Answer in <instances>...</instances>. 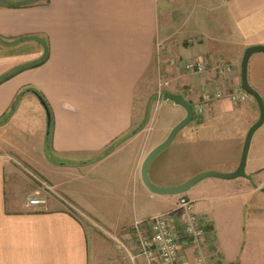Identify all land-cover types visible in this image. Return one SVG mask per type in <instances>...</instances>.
I'll use <instances>...</instances> for the list:
<instances>
[{
  "label": "crops",
  "instance_id": "crops-1",
  "mask_svg": "<svg viewBox=\"0 0 264 264\" xmlns=\"http://www.w3.org/2000/svg\"><path fill=\"white\" fill-rule=\"evenodd\" d=\"M179 20H191L202 29L182 40ZM256 44L264 46V0L0 4V79L23 68L0 83V120L7 117L0 125V264H143L144 259L136 257L132 224L167 213L178 236L177 264H264V192L244 178H207L196 184L183 195L193 203L205 231L200 246H195L184 237L176 211L182 196L153 194L140 178L150 150L166 139L186 111L153 147L145 142L143 129L134 126L136 93L153 59L168 57L169 63H177L175 68L167 66L176 73L175 88L169 92L182 94L195 107L206 93L243 89L242 56ZM182 46L208 62L206 73L185 72ZM220 66L231 69L222 74L217 71ZM248 69V82L264 101V53L252 55ZM27 88L38 91L51 109L49 144L40 116L43 105L36 95L24 93L10 115ZM227 104L231 114L224 109ZM30 106L39 120L38 158L10 141L11 130L23 128ZM232 106L227 98L213 100L202 116H194L151 163V180L161 187H176L203 172H234L260 110L251 95ZM258 130L249 146L246 170L264 188V132ZM199 140L206 145L197 154ZM213 140L222 161L215 164L206 158L204 166L199 156L216 152L210 149ZM31 163L46 170L42 176L52 180L46 184L51 192L24 181V168H31ZM100 179L111 184L99 187ZM31 196L46 203L28 207ZM148 228L146 223L145 231Z\"/></svg>",
  "mask_w": 264,
  "mask_h": 264
},
{
  "label": "rangeland",
  "instance_id": "rangeland-1",
  "mask_svg": "<svg viewBox=\"0 0 264 264\" xmlns=\"http://www.w3.org/2000/svg\"><path fill=\"white\" fill-rule=\"evenodd\" d=\"M160 8H161V14L164 15L162 6ZM172 12L174 13V11ZM190 23H192L191 20L190 22L187 20L185 21L179 20L177 22V25H178L177 30L179 29L181 31L179 33H180V37L182 38V40L191 39L192 37H194L192 36L193 31H199L198 29H202L201 27L197 28L196 25L190 24ZM180 51H182L181 59H183V62H185L184 66L188 62L200 59V58H195L194 56H192L191 52L187 53L188 51L186 50L184 46L180 48ZM183 52L185 54H183ZM167 58L168 57H166L165 59L160 56L159 59L158 58L153 59L154 61L152 62L153 64L151 67V71L149 72V75L146 76V78L143 80V83L141 84V86H138L139 88L136 93V99H135L136 102H135V110H134L136 125L134 126L137 128L140 127L141 129H143V131L145 132L144 133L145 142H149L150 147H153V145L158 143L163 137L167 135L172 125H174L173 123H175V121L179 119L183 113L182 107L175 106L172 102H165L162 99L166 91H171L172 89L174 90L175 88L174 84L176 81V73H173L172 71L169 72L167 70V66L169 64L171 66L170 68H173L174 66H177V63L171 64V61L169 63V60ZM209 93L213 95V94H216L217 91L209 92ZM226 106H225L226 108L224 109L227 112V114H229L231 111V109H229L230 105L227 104ZM238 106L233 104L232 107H238ZM211 109L212 107L209 110ZM211 113L212 111L207 112V114H211ZM37 116L38 114L35 112L34 109H32V106L26 109L25 116H24L25 117L24 123L21 125V127L23 128L18 127L16 131L11 130L12 132L10 133V135H13V136H10L11 137L10 141L15 143L19 147L18 149L23 150L24 152H26V154L38 158L40 156V153L37 149L38 148L37 145L39 144V141L41 140L39 139L40 134L38 133V130H37L38 124H39V120L37 119ZM40 116L43 120L42 123L44 127L46 126L45 129H46V135H47L48 118H47L45 110H43V107H42V115ZM212 132H215V128L213 125H212ZM261 132H264V127H262L260 131L258 130L259 134ZM214 141L215 140H213V142ZM205 145H206L205 141L199 140L196 146L197 154H199V152L202 153V150L205 148ZM210 146H209L210 149L213 148V152L216 151L215 153H213L212 155L213 157L211 156V154L209 155L210 157L209 156L202 157L201 155L199 156L198 162L204 160L202 163L200 162L204 166L205 164H207V162H209V160L211 161L210 163H215V164L218 163L219 159H220L219 161H222L221 157L223 156V154L218 153L217 151L218 149H216L217 147H219L217 142L216 143L214 142V144H211ZM209 153L211 152L208 151V154ZM206 158L208 161L206 160ZM31 165H32L31 168L29 166H28L29 168H26V166L24 168L25 169L24 172L26 174V176H24V181L27 182L28 184H30L33 181L35 182V184L38 185L39 188L41 187L42 189L48 192H51L47 188L49 186H47L46 184L49 185V183H51L52 180L50 182L48 181V178L46 177V175L42 176V174L47 173L46 170L45 171L41 170L40 167L35 166L33 163H31ZM37 172L41 173L42 177L40 176L38 177L37 175H40V174H38ZM34 174H36V178L38 177L40 180L41 179L43 180H41V182L40 180L38 181L35 178ZM31 177H34V178L32 179ZM80 182L78 181L76 183L80 184ZM77 184H73L72 186H78ZM99 184H100L99 187H103V186L108 187V184L110 185L111 182L109 180L102 181L100 179ZM20 195H23V197L26 195L25 187L24 189L22 187ZM81 219H84V217L81 216ZM85 220L87 221L88 219H84V221Z\"/></svg>",
  "mask_w": 264,
  "mask_h": 264
},
{
  "label": "built area",
  "instance_id": "built-area-1",
  "mask_svg": "<svg viewBox=\"0 0 264 264\" xmlns=\"http://www.w3.org/2000/svg\"><path fill=\"white\" fill-rule=\"evenodd\" d=\"M184 67L185 72L202 75L207 72L209 65L205 59L200 58L186 63ZM229 69L231 67L220 66L217 71L223 74ZM202 97L201 104L193 107L195 116H202L213 100L227 98L232 104L238 105L245 102L249 95L239 88L229 94L219 91L213 95L206 93ZM47 188L51 190V188ZM181 196L176 211H179L183 235L187 241L199 247L205 234L204 228L195 213L193 203L183 195ZM45 203L44 199L32 196L28 198V207H42ZM170 215L169 213L160 214L147 220H135L132 224L131 230L134 232L135 243L138 246L136 257H142L144 259L143 264H177L178 236L173 231ZM146 223L149 225L148 231L144 229ZM199 262L204 263V259L200 257Z\"/></svg>",
  "mask_w": 264,
  "mask_h": 264
},
{
  "label": "water",
  "instance_id": "water-1",
  "mask_svg": "<svg viewBox=\"0 0 264 264\" xmlns=\"http://www.w3.org/2000/svg\"><path fill=\"white\" fill-rule=\"evenodd\" d=\"M257 53H264V46L263 45H257L256 46H250L245 50L242 64H241V84L242 88L245 92H247L249 95H251L257 102L258 108L260 110V117L259 120L249 129L244 147L242 150L241 159H239L240 163L237 167V169L234 172L230 173H222V172H216V171H207L200 174H197L190 180H188L186 183L176 186V187H161L156 185L150 176V167L151 163L165 150H167L173 141L175 140V136H177L186 126L189 125L194 120V111L193 106L184 98L182 94H175L169 91H166L163 95V100L165 102H172L175 106L182 107L184 111H186V116L182 121L177 123L176 126L169 132L166 139L161 142L159 145H157L155 148L150 150L149 154L146 156L142 168H141V179L144 184V186L149 190L151 193L161 196H179L186 194L191 188H193L196 184H198L200 181L207 179V178H218L223 180H234L238 178H244L248 180L256 189H259L260 191L264 192L263 187L257 186V184L254 181V174L248 173L247 168V161H248V155L250 151L251 142L254 136V133L264 124V101L259 95V92L254 89L249 81L248 73H249V62L252 57V55ZM39 99V98H38ZM40 103L43 105V107L46 110L47 118H48V125L50 124L49 119V113L47 110L46 105L43 103L41 99Z\"/></svg>",
  "mask_w": 264,
  "mask_h": 264
},
{
  "label": "trees",
  "instance_id": "trees-1",
  "mask_svg": "<svg viewBox=\"0 0 264 264\" xmlns=\"http://www.w3.org/2000/svg\"><path fill=\"white\" fill-rule=\"evenodd\" d=\"M33 3V0H0V4L3 5V6H9V7H22V6H27L29 4ZM43 63V61L41 62ZM37 66L41 65L40 63L36 64ZM23 69V68H22ZM22 69H18L14 72L11 73V75L9 74L8 76L4 77V78H1L0 79V83L7 80L8 78H11L13 75H15L16 73H18L19 71H21ZM26 92H30V93H33L34 95H36L39 99H41L43 101V103L46 105L47 107V110H48V113H49V119H50V124L48 125L47 127V135H46V139H47V144L50 143L51 141V136H52V113H51V109L49 107V104L47 103L46 99L38 92V91H35V89L33 88H27L26 90H23L19 95H18V98L16 100V102L14 103V106L10 112V115L13 114V112L15 111L16 109V106L18 103V101L20 100V98L22 97V95H24V93ZM8 115V117L10 116ZM7 121V117L6 119L4 120H0V125L1 124H4L5 122ZM141 130L138 129L137 131ZM137 131H135L134 133H136ZM117 146V143L116 144H113L112 146H110L104 154H109V152H112L115 147Z\"/></svg>",
  "mask_w": 264,
  "mask_h": 264
}]
</instances>
